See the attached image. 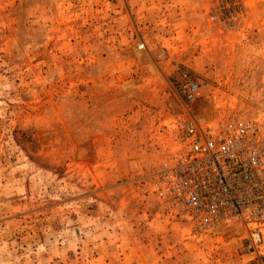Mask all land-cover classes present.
I'll list each match as a JSON object with an SVG mask.
<instances>
[{
    "label": "rangeland",
    "instance_id": "obj_1",
    "mask_svg": "<svg viewBox=\"0 0 264 264\" xmlns=\"http://www.w3.org/2000/svg\"><path fill=\"white\" fill-rule=\"evenodd\" d=\"M181 116L264 123V0H0V264H264L162 214Z\"/></svg>",
    "mask_w": 264,
    "mask_h": 264
},
{
    "label": "built area",
    "instance_id": "obj_2",
    "mask_svg": "<svg viewBox=\"0 0 264 264\" xmlns=\"http://www.w3.org/2000/svg\"><path fill=\"white\" fill-rule=\"evenodd\" d=\"M185 96L198 85L181 74ZM176 151L154 171V195L162 214L202 233L242 229L246 252L264 241V123L229 119L199 125L174 121Z\"/></svg>",
    "mask_w": 264,
    "mask_h": 264
},
{
    "label": "bare ground",
    "instance_id": "obj_3",
    "mask_svg": "<svg viewBox=\"0 0 264 264\" xmlns=\"http://www.w3.org/2000/svg\"><path fill=\"white\" fill-rule=\"evenodd\" d=\"M202 121V120H201ZM199 125H201V124H199Z\"/></svg>",
    "mask_w": 264,
    "mask_h": 264
}]
</instances>
